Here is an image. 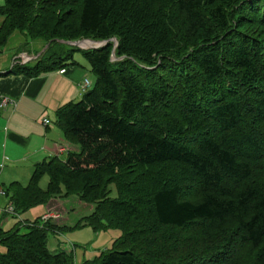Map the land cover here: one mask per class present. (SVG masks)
Masks as SVG:
<instances>
[{"label": "trees", "instance_id": "16d2710c", "mask_svg": "<svg viewBox=\"0 0 264 264\" xmlns=\"http://www.w3.org/2000/svg\"><path fill=\"white\" fill-rule=\"evenodd\" d=\"M75 5L74 22L71 9L58 13ZM0 15V51L16 30L51 41L36 62L10 72L58 70L81 50L97 76L56 111L78 150L36 163L27 185L6 191L17 214L76 195L93 207L81 220L124 230L83 264H206L236 236L254 251L250 264H264V41L254 27L264 25V0H5ZM82 36L108 42H61ZM20 227L0 224V264H75L70 252L48 247L58 224ZM187 227L194 237L177 241L189 250L175 254L165 230Z\"/></svg>", "mask_w": 264, "mask_h": 264}, {"label": "rangeland", "instance_id": "374dc122", "mask_svg": "<svg viewBox=\"0 0 264 264\" xmlns=\"http://www.w3.org/2000/svg\"><path fill=\"white\" fill-rule=\"evenodd\" d=\"M4 4L5 0H0V5ZM78 6L79 5L71 6L73 8H70L69 6L67 8L61 7L63 9H59L58 13H62L66 11V9H71L74 14L69 21L74 22L76 14L78 12ZM30 15H34L33 11ZM3 20L4 17L0 15V26L3 23ZM254 27L256 29L255 35H257L262 41H264V25L258 24ZM110 40L114 42L112 60H118L121 57H117V55H115V52L119 45V40L117 39V37H112ZM72 41L77 42L78 45H73L66 40H61V42L69 45L68 47H81V49L101 47L106 44L105 42H108L107 40L95 39L90 36H82L80 39ZM50 42L51 41L47 40L46 38H34L31 35H27L25 31L23 32L22 30H16L10 36L3 50L0 51V63L2 64L4 62L2 64V67L0 65V68H11L10 62H13V59H16L15 56H17L18 59L16 60V64L14 66H18L19 64L23 63L32 64L36 62L37 59H39L40 56L48 50ZM28 49L30 51L26 52ZM21 55H24V57L27 58L26 62L24 61L26 60V58H22ZM73 61L80 62L89 69V77L87 78L90 79V81L93 83V86L97 80V76L93 72L89 60L81 50H75L73 52V58L69 59V63ZM51 116L53 117L50 118L53 121L52 126L58 127V129L62 130V128L57 125L56 119H54L55 114ZM62 132L64 133L63 130ZM26 165L27 164L19 165L14 170L10 171V173H12L14 176H17L15 179L7 180L6 171H8V169L5 172L3 171V173L0 172V188L12 192V183L15 181L27 185L31 179L34 167L26 168ZM186 184L188 187L189 185H191V181ZM48 185L49 176L45 174L41 178L40 186L43 189H46ZM111 188V196H117L115 185H112ZM10 197V195L4 196L0 194V199L1 201L4 200L5 204L9 203ZM52 199H55L53 201V209L51 210L53 214L52 216H49L48 220H50L54 224H58L60 228L59 230H48V247L53 252H59L62 250L70 252L71 254H73L75 264H83L86 261H92L98 258L104 250L112 248L114 242L124 235V230L121 227H108L102 230H96L93 226L86 223V219L81 220L84 216L92 213L93 207L90 204L81 201L78 196H61L54 197ZM48 203L43 202L36 204L23 212H19L18 214L16 213V211L15 213H10L11 211H7L9 213H7L6 216H4L6 207L4 206V209H2V206H0V224L6 230L15 229L17 226H21V232L28 231L29 224L39 223L40 225H43V223L47 221L44 220L43 217L46 213H48ZM184 230L185 231L178 229H171L169 231L165 230L166 237L167 239H169V243L167 239L165 240L167 241L168 245L176 244L181 250H176L174 252L175 254L176 252H180L181 254L186 255V251L189 250V248L184 247L183 243L177 241V239L182 236L181 233L184 234L185 236L183 237L186 238H193L195 235L190 227H187ZM200 231L202 232V230L200 229L199 232L196 233V235L198 234L197 238H199V240L197 241H200L202 239V233H200ZM172 236L173 239H171ZM165 241L162 240V243L165 244ZM228 242H231V240H229ZM228 245H230V250L227 253L223 254L222 257L216 258V260L213 261H206L204 263L215 264L217 263V261H224V263L226 264H250L252 260L251 255L254 251L250 249L249 246H244L238 236L232 237V244ZM6 250V245L0 243V254L5 253ZM174 253L170 255L173 256Z\"/></svg>", "mask_w": 264, "mask_h": 264}, {"label": "crops", "instance_id": "0c3cea01", "mask_svg": "<svg viewBox=\"0 0 264 264\" xmlns=\"http://www.w3.org/2000/svg\"><path fill=\"white\" fill-rule=\"evenodd\" d=\"M15 57L10 62L11 68H0V97L7 96L16 101V106L0 109V172L8 169L7 180L17 177L10 171L19 165L27 164L26 168H33L46 158H65L70 151L78 150V146L68 141L62 130L52 126L50 118L55 114L54 119H57L56 111L62 105L82 98L80 84L89 77V69L77 61L65 65L63 73L59 69L37 76L13 73L10 71L18 59ZM21 57L25 59L24 55ZM46 117H49V125L43 121ZM54 200L48 203V213L52 212ZM11 203V198L6 204L0 199L2 209Z\"/></svg>", "mask_w": 264, "mask_h": 264}, {"label": "built area", "instance_id": "2783aa9c", "mask_svg": "<svg viewBox=\"0 0 264 264\" xmlns=\"http://www.w3.org/2000/svg\"><path fill=\"white\" fill-rule=\"evenodd\" d=\"M60 72L61 73L65 72V68L60 69ZM80 87H81L82 93L84 94L86 91H88L89 89H91L92 82L90 81L89 78H85L82 81V83L80 84ZM11 105L13 107L16 106V101L13 98L7 97V96L0 97V109H6L8 106H11ZM43 121H44L45 124H50V120L47 117L44 118ZM0 193L5 194V192L1 188H0ZM9 210L10 211H13L14 210V206L11 205L9 207ZM49 216H52V214L51 213H48V214L44 215L43 218L46 219V220H48Z\"/></svg>", "mask_w": 264, "mask_h": 264}, {"label": "water", "instance_id": "95a60500", "mask_svg": "<svg viewBox=\"0 0 264 264\" xmlns=\"http://www.w3.org/2000/svg\"><path fill=\"white\" fill-rule=\"evenodd\" d=\"M70 44H73V45H78V43L77 42H70V41H68ZM106 43V42H105ZM81 48V47H80Z\"/></svg>", "mask_w": 264, "mask_h": 264}]
</instances>
